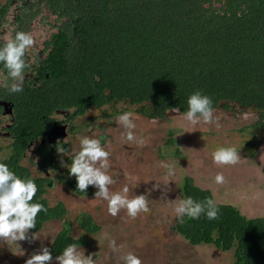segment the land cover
<instances>
[{"label":"trees","instance_id":"trees-1","mask_svg":"<svg viewBox=\"0 0 264 264\" xmlns=\"http://www.w3.org/2000/svg\"><path fill=\"white\" fill-rule=\"evenodd\" d=\"M54 1L73 20L77 60L68 59L63 76L52 73L56 80L38 97L40 108L49 103L81 113L89 107L100 119L134 113L149 120L170 112L203 118L251 111L252 128L264 131V0H227L225 9L207 0ZM0 167L11 175L0 188V230L23 223L34 234L48 221L60 222L38 264L89 246L88 236L100 230L89 214L76 217L81 233L73 238L63 204L50 207L42 198V180L16 157ZM79 179L72 172L66 185L77 196H92ZM178 193L183 211L174 232L192 246L231 252L232 264H264V218L215 203L188 176Z\"/></svg>","mask_w":264,"mask_h":264},{"label":"rangeland","instance_id":"rangeland-1","mask_svg":"<svg viewBox=\"0 0 264 264\" xmlns=\"http://www.w3.org/2000/svg\"><path fill=\"white\" fill-rule=\"evenodd\" d=\"M168 114L149 120L127 113L104 124L90 112V129L75 138L83 152L65 165L64 178L78 171L94 194L77 196L56 186L46 198L49 205L62 202L73 238L81 233L75 223L80 213L100 230L88 236V247L50 264H232L231 252L192 246L173 231L183 211L178 186L188 176L215 203L264 218V131L252 128L251 111ZM60 227L52 220L34 234L25 224L0 230V264H38Z\"/></svg>","mask_w":264,"mask_h":264},{"label":"flooded vegetation","instance_id":"flooded-vegetation-1","mask_svg":"<svg viewBox=\"0 0 264 264\" xmlns=\"http://www.w3.org/2000/svg\"><path fill=\"white\" fill-rule=\"evenodd\" d=\"M207 1L214 8L227 7V0ZM61 12L54 0H0V163L16 157L31 178L44 182L47 204L46 195L59 186L75 194L66 185L71 174L65 180V165L83 152L75 138L90 129L88 117L95 110L77 113L37 103L55 82L52 73L63 76L68 59L77 60L73 20ZM115 118L97 119L105 124ZM1 169L0 188L11 176Z\"/></svg>","mask_w":264,"mask_h":264},{"label":"water","instance_id":"water-1","mask_svg":"<svg viewBox=\"0 0 264 264\" xmlns=\"http://www.w3.org/2000/svg\"><path fill=\"white\" fill-rule=\"evenodd\" d=\"M171 113H174V112H171ZM175 113H177V112H175Z\"/></svg>","mask_w":264,"mask_h":264},{"label":"clouds","instance_id":"clouds-1","mask_svg":"<svg viewBox=\"0 0 264 264\" xmlns=\"http://www.w3.org/2000/svg\"><path fill=\"white\" fill-rule=\"evenodd\" d=\"M23 224V223H22Z\"/></svg>","mask_w":264,"mask_h":264}]
</instances>
